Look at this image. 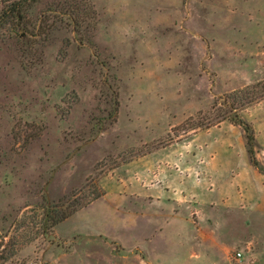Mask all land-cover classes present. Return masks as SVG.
<instances>
[{"label": "rangeland", "instance_id": "1", "mask_svg": "<svg viewBox=\"0 0 264 264\" xmlns=\"http://www.w3.org/2000/svg\"><path fill=\"white\" fill-rule=\"evenodd\" d=\"M178 199L191 244L159 236ZM1 241L0 264H264V0H0Z\"/></svg>", "mask_w": 264, "mask_h": 264}, {"label": "crops", "instance_id": "2", "mask_svg": "<svg viewBox=\"0 0 264 264\" xmlns=\"http://www.w3.org/2000/svg\"><path fill=\"white\" fill-rule=\"evenodd\" d=\"M100 198V197H99ZM99 198H97V199H95V200H93L91 203H89L87 206H89V205H91L93 202H95L96 200H98ZM147 198H150L152 201H154V203H157V202H159V201H161V198H160V196H156L154 199L152 198V197H150V196H148ZM179 199H182V197H179ZM179 199L177 200L178 202H177V205H169V204H163V207H161V208H163V209H161V213H162V211H163V214H165L164 213V211H167V216L169 217H167L166 219V221H165V223L164 224H162L161 226H160V229H159V236L160 237H165L166 235H167V233L168 234H171V232L168 230L169 229V227H168V225L169 224H171V221L172 220H176V221H183V219H184V221H185V224H184V228L185 229H187V231H186V234H187V236H186V239H185V241H186V244H191L192 242H195V241H193V240H191L190 238H189V234H188V220H187V218L185 217V213H186V211L185 212H183V209L182 208H186V203L185 202H183V205H181V204H179ZM156 205V204H155ZM87 206H85V207H87ZM85 207H83V208H85ZM82 208V209H83ZM186 210V209H185ZM79 211V210H78ZM157 211V210H156ZM160 210H158L157 212H159ZM174 233H176V232H174ZM100 234H102V233H97V232H94V235H100ZM102 235H104V236H106L105 234H102ZM107 237V236H106ZM107 238H109V237H107ZM197 241H199V243H207V242H209L207 239H201V240H197ZM120 242V241H119ZM209 243H211V242H209ZM212 244V243H211ZM134 247H137V248H139L140 250H142V251H144V253H145V256H144V260L146 261V263L147 264H158V262H156L155 260H157V259H152L150 256V254H149V252L147 251V248H145V247H143L141 244H138V245H136V246H134Z\"/></svg>", "mask_w": 264, "mask_h": 264}, {"label": "trees", "instance_id": "3", "mask_svg": "<svg viewBox=\"0 0 264 264\" xmlns=\"http://www.w3.org/2000/svg\"><path fill=\"white\" fill-rule=\"evenodd\" d=\"M243 124L245 126L246 131L248 132V142H249V144H251V142H252V134L249 132L250 126L247 123H245V122H243ZM75 211H77V209H73V210L66 211V212H64V213H62L60 215L58 214L57 216L56 215H54V216L53 215H50V219H51L52 225H55L58 222L62 221L63 219H66L67 217H69L70 215H72ZM3 246L5 248L7 247V245L4 244V241H1L0 242V248H2Z\"/></svg>", "mask_w": 264, "mask_h": 264}, {"label": "built area", "instance_id": "4", "mask_svg": "<svg viewBox=\"0 0 264 264\" xmlns=\"http://www.w3.org/2000/svg\"><path fill=\"white\" fill-rule=\"evenodd\" d=\"M242 255V253L240 251L236 252V256L240 257Z\"/></svg>", "mask_w": 264, "mask_h": 264}]
</instances>
